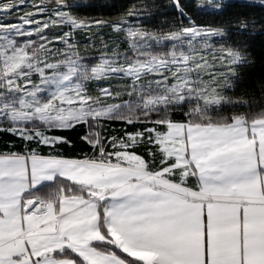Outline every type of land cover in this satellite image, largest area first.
<instances>
[{
	"label": "snow or ice",
	"instance_id": "obj_1",
	"mask_svg": "<svg viewBox=\"0 0 264 264\" xmlns=\"http://www.w3.org/2000/svg\"><path fill=\"white\" fill-rule=\"evenodd\" d=\"M258 6L0 0V264H264Z\"/></svg>",
	"mask_w": 264,
	"mask_h": 264
},
{
	"label": "trees",
	"instance_id": "obj_2",
	"mask_svg": "<svg viewBox=\"0 0 264 264\" xmlns=\"http://www.w3.org/2000/svg\"><path fill=\"white\" fill-rule=\"evenodd\" d=\"M28 2L31 3V0H28ZM100 2L103 3L105 7L99 11L93 12L92 14L101 18H109L116 17L126 10H131L133 7H142L143 4L151 3L152 0H100ZM187 2L188 0H185V3ZM155 3L161 6L159 11L162 14L154 15V26H163L164 28H167L168 25L180 19L179 14L175 11V9L169 7V0H155ZM251 11L255 13L257 18L264 15V9L259 6L252 9ZM198 15L201 21H211L213 19V17L204 14ZM13 16H15V13H13ZM165 21H167V23H165ZM184 22L187 23V20ZM257 28H259V25H257ZM80 39L84 40L83 36H81ZM249 50L252 52L251 58L255 61V63L241 70V79L237 82V87L228 91L227 94L235 97L241 95L246 90L249 95L245 96V99H254L255 101L259 102L261 99V90L259 84L264 82V35H256L254 38H252ZM240 110L244 111L247 109ZM253 110H258V108H254ZM117 127H119L118 124ZM63 134L68 135L74 140L77 138L76 132L67 131ZM9 139H12V137L6 133H0V147H2L4 142L8 141ZM79 150L80 146L77 145L75 151L79 152Z\"/></svg>",
	"mask_w": 264,
	"mask_h": 264
},
{
	"label": "rangeland",
	"instance_id": "obj_3",
	"mask_svg": "<svg viewBox=\"0 0 264 264\" xmlns=\"http://www.w3.org/2000/svg\"><path fill=\"white\" fill-rule=\"evenodd\" d=\"M256 3H259V0H257ZM28 4L30 5L31 3L28 2ZM104 31H105V32H109L110 30L108 29V30H104ZM83 38L86 39V37H84V36H83ZM92 55H94V56L96 55L95 51L92 52Z\"/></svg>",
	"mask_w": 264,
	"mask_h": 264
},
{
	"label": "built area",
	"instance_id": "obj_4",
	"mask_svg": "<svg viewBox=\"0 0 264 264\" xmlns=\"http://www.w3.org/2000/svg\"><path fill=\"white\" fill-rule=\"evenodd\" d=\"M252 2L256 3V2H257V0H252Z\"/></svg>",
	"mask_w": 264,
	"mask_h": 264
}]
</instances>
